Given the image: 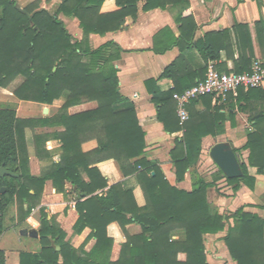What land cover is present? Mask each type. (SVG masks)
Here are the masks:
<instances>
[{
  "label": "trees",
  "instance_id": "obj_1",
  "mask_svg": "<svg viewBox=\"0 0 264 264\" xmlns=\"http://www.w3.org/2000/svg\"><path fill=\"white\" fill-rule=\"evenodd\" d=\"M108 0H59L54 10L39 9L38 1L21 7L16 0H0V92L6 91L18 77L24 81L13 91L19 100L54 104L65 98L52 117L21 118L13 107L0 108V166L15 172L16 176H0V236L6 227V214L17 204L18 220L24 221L40 206L47 180H52L57 192H66L70 182L84 198L76 202L79 218L75 232L90 227V237L96 238L93 248H76L69 240L55 216L49 217L40 206L38 251H22L20 264H210L207 259V234H217L227 228L223 238L235 264H264V218L247 211L246 206L231 214L221 213L208 198V190L217 187L225 178L251 190L256 177L249 166L264 174V88L240 89L239 95L229 96L221 104L213 105V96L205 95L189 104L190 118L181 125L177 115L175 92H182L203 80L210 62L229 74L251 71L255 60L254 37L249 23H236L232 29L209 32L196 39L197 22L187 11L190 0H143V10L170 9L179 24L180 35L168 37V42L154 51L163 53L174 46L180 56L156 78L145 81L151 100L157 108V118L176 137L171 156L178 180H183L188 169L198 162L202 139L217 137L225 132L226 115L221 109L231 108V123L235 125L233 110L249 114L253 130L247 133L242 149L249 150V166L241 163L244 175L227 178L221 169L211 181L194 171L191 191L172 185L157 161L146 154V133L143 130L134 103L120 92L119 69L123 49L114 41L98 48L90 45L91 34L105 35L120 29L126 18H135L142 0H113L114 7L106 8ZM240 3L244 0H238ZM63 14L77 18L83 31L81 40L75 39L65 23ZM256 42L264 40V19L253 23ZM238 57L234 56V43ZM196 50L205 60V66L194 70L187 53ZM227 59L221 61V52ZM232 62V65L229 62ZM264 64V63H263ZM171 80L167 91L161 83ZM95 101L97 107L70 114L69 108ZM206 105L197 110L199 102ZM52 127L53 133H34L36 153L49 136L61 142L62 154L38 177L30 171V155L26 129ZM61 128V129H59ZM97 141V147L85 151L83 144ZM238 153L241 148H234ZM114 159L124 176L135 175L144 192L146 203L139 206L133 188L125 182L109 185L97 164ZM86 173L89 181L83 174ZM5 188V192L1 189ZM33 191V192H32ZM233 219L232 224L230 220ZM117 222L126 240L120 255L112 259L114 239L108 235V226ZM140 224L139 234H130L127 226ZM59 248V249H58ZM180 254H185L181 259ZM0 264H6L5 250L0 249Z\"/></svg>",
  "mask_w": 264,
  "mask_h": 264
},
{
  "label": "crops",
  "instance_id": "obj_2",
  "mask_svg": "<svg viewBox=\"0 0 264 264\" xmlns=\"http://www.w3.org/2000/svg\"><path fill=\"white\" fill-rule=\"evenodd\" d=\"M21 7H25L36 0H16ZM59 0H40L39 4L41 9L51 10V8ZM140 10L137 17L126 18L123 26L112 32H107L105 35L91 34L90 45L92 48H98L108 41H114L120 45L123 49L121 59L117 62L119 69V88L120 92L128 97L135 105L138 118L143 130L146 133V154L149 160L157 161L166 175L169 182L187 191H191L193 188V174L194 171L202 175L206 180L211 181L213 176L220 169L217 165V171L210 167V161H199L197 164L192 165L183 180H178L176 174V167L173 162L171 151L176 147V137L181 136L182 133L171 134L166 131L164 124L157 118V108L151 100V94L148 92L145 81L149 78H156L160 76L163 71L173 61H175L181 54V50L178 46H174L163 53L154 51L155 36L163 29L167 28L165 34H159L157 36V46L162 49V44L168 42V37L173 35L178 37L180 35L179 24L176 22L175 14L170 9L155 8L145 11L142 9L144 1L140 2ZM114 7V1L108 0L106 2V8L111 9ZM191 12L197 22L198 28L196 31V39L204 37L209 32L220 31L223 29H232L233 26L238 23H249L252 29L254 37V48L256 57L264 63V40L263 42H256L255 31L253 23L264 19V0H244L239 2L238 0H190V7L187 10ZM59 18L65 23L69 32L75 39L81 40L83 38V31L79 25L77 18L59 15ZM232 40L234 43V56L238 57V48L235 44V38L232 33ZM189 63L194 70H199L205 66V60L196 51L192 50L187 53ZM227 59L225 51L221 52V61ZM232 65V62H229ZM174 83L171 80H164L161 83L162 90L167 91L172 88ZM65 98L56 101L54 104H46L34 102L43 114L40 115L39 111H35L32 116L21 118H44L52 117L61 109ZM221 104L213 98L212 104ZM97 107V102L89 101L79 105H75L69 108L70 114H76L91 110ZM197 110L203 111L206 109V105L203 102H199L195 105ZM30 111V109H29ZM232 109L227 107L221 109L222 113L226 115L225 132L213 137L211 135L205 136L202 139V149H205V144L211 143L215 145L218 142H228L234 148H241L242 152L247 153L245 159L241 163H246L249 166V150L242 149L247 141L246 136L242 137V132L245 130L243 123L239 121V114L242 112L238 108H235L236 123H231ZM31 112V111H30ZM29 112V113H30ZM245 112H243L244 114ZM248 113H245V115ZM17 116L20 117L17 113ZM247 116V117H248ZM249 129L253 130L252 125H248ZM61 129V128H59ZM56 129L52 127H38L35 130L26 129V140L30 155V171L33 176H40L42 171L48 169L53 161L58 162L62 154L61 142L52 136H49L45 142L40 146L42 155L38 156L36 153V147L34 142V133H53ZM228 138L233 141L232 144L228 141ZM216 140V141H215ZM240 142V143H238ZM240 144V145H239ZM97 147L96 140H90L83 144L85 151H91ZM213 160V159H212ZM214 162V161H213ZM215 163V162H214ZM216 164V163H215ZM102 175H104L109 182V185H113L119 182H125L127 186L133 188V193L136 198V202L139 206H143L146 203V198L141 185L138 183L135 175L124 176L119 164L114 159L105 160L97 164ZM208 169H212L207 172ZM249 171L256 177L255 188L251 190L245 184H241L240 189L234 192L235 184L229 183L225 178L220 179L217 182V187H212L208 190L209 201L216 206L221 213L231 214L242 206H246V210L256 213L264 218V174L257 172L255 167L249 166ZM212 174V176H211ZM86 181H89V177L86 173L83 174ZM220 189V193L218 192ZM33 192V191H32ZM76 187L70 182L66 183V192H57L52 180H47L44 191L41 198L40 206L45 207L49 213V217L55 216L61 227L67 233V240H69L76 248L84 247L86 251L93 248L96 243V238L90 237L92 229L86 227L82 232H75L74 226L79 218V212L76 209V202L80 196ZM84 198H81L83 200ZM40 206L36 207L32 214L24 221L18 220L17 204L11 205L9 210V216L6 223L10 231L14 233V238L20 244H28L31 242H37L33 248L29 251H38L39 237H31L26 231L35 228L39 229L40 226ZM39 226L33 227L34 223ZM233 224V219L230 220ZM32 226V227H30ZM127 230L130 234H139L142 231L140 224L131 223L127 226ZM5 235V231L3 232ZM227 234V228L217 234H207L206 251L207 259L210 264L212 262H219L216 264H235L232 259L228 247L223 238ZM2 234V236H4ZM108 235L114 239V245L112 249V259L116 260L120 255L121 245L125 242L126 237L117 222H112L108 226ZM2 236H0V249L5 250L6 264H20V253L22 250L18 247L7 248L2 242ZM13 236V235H12ZM30 241H28V239ZM33 240V241H31ZM33 244V243H31ZM30 247V246H26ZM10 249V250H8ZM213 252L214 254L212 255ZM185 258V254H181ZM221 258H224L221 260Z\"/></svg>",
  "mask_w": 264,
  "mask_h": 264
},
{
  "label": "built area",
  "instance_id": "obj_3",
  "mask_svg": "<svg viewBox=\"0 0 264 264\" xmlns=\"http://www.w3.org/2000/svg\"><path fill=\"white\" fill-rule=\"evenodd\" d=\"M249 88H264V64L261 60H255L249 72L232 74L219 71L215 63L210 62L203 80L182 92L173 94L180 124L184 125L189 120L188 107L194 99L212 95L217 102H222L229 96L236 98L240 89Z\"/></svg>",
  "mask_w": 264,
  "mask_h": 264
},
{
  "label": "rangeland",
  "instance_id": "obj_4",
  "mask_svg": "<svg viewBox=\"0 0 264 264\" xmlns=\"http://www.w3.org/2000/svg\"><path fill=\"white\" fill-rule=\"evenodd\" d=\"M36 1H38V8L41 9V6L39 4V1L40 0H36ZM51 10H54V7H52ZM23 81H24V78L23 77H18V78H16L10 84V86L6 89V91L0 92V108H3V107H13V108L16 109V111H17V113H18V115L20 117L32 116L35 111H37V112L39 111V114L42 115L43 113L40 110H37L38 107H37V105L35 103H33L32 101L19 100L17 97H15V95L12 94L13 91ZM29 109H30L31 112L29 111ZM247 116H248L247 114L246 115H245V113L243 114V111L239 114V121H240V123H243V125L245 126V128H244L245 130L241 134L242 137L243 136H246V133H248L249 131H252L251 128L249 129V127H248V125H252V122H251L249 116L248 117ZM228 141H230L232 144H234L233 141L230 140L229 138H228ZM238 143H240V142H238ZM205 145H206L205 146V149L203 148L201 150L200 156L198 158V163H199V161L200 162L201 161L204 162V161L208 160V161H210V165H211L210 167H213L212 169L216 170L217 169V166L213 162V160L211 158V155H210V149H211L212 145H211V143L205 144ZM238 154L241 155L242 161H243L245 159V157H246L245 155L247 153L242 152V151H239ZM206 169H207L206 170L207 172H210L212 170L210 168L208 169V167H206ZM211 176H212V174H211ZM218 192L220 193V189H218ZM10 208H9V210H10ZM9 210H8V212L6 214L7 215V219H8V216L10 214L9 213ZM32 226L37 228L39 225L35 222ZM32 226H30V227H32ZM4 231L6 233H5V235L3 233L4 236L1 235L3 237L2 238V242H3L4 246H6L7 248H13V250H14V248L18 247L19 249L28 250L29 251L30 249H27V248H33L34 245H36V243H37V242H31L33 244L28 243L26 245L25 244L23 245V244L18 243L16 241V239L14 238V233L12 231H10L9 228L7 227V223H6V227H5V230ZM27 239H28V241H30L29 238H27ZM31 241H33V240H31ZM206 241H207V239H206ZM27 245L30 246V247H26ZM40 248H41V245H40V242H39V248H38V250H40ZM8 250H10V249H8ZM211 253H212V255L214 254L213 252H211ZM179 257H184V256L180 254ZM222 259H224V258H221V260ZM216 263H219V262H214V261L212 262V264H216Z\"/></svg>",
  "mask_w": 264,
  "mask_h": 264
},
{
  "label": "water",
  "instance_id": "obj_5",
  "mask_svg": "<svg viewBox=\"0 0 264 264\" xmlns=\"http://www.w3.org/2000/svg\"><path fill=\"white\" fill-rule=\"evenodd\" d=\"M210 155L213 161L223 171L227 178H238L244 175L241 165V157L230 143H216L211 147ZM5 175L16 176L17 174L6 169L4 166H0V176L4 177ZM1 192H5V188H2ZM25 232L31 237H39L38 230L35 228H32L28 231L25 230Z\"/></svg>",
  "mask_w": 264,
  "mask_h": 264
}]
</instances>
